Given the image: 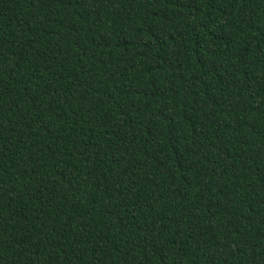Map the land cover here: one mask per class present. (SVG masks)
I'll list each match as a JSON object with an SVG mask.
<instances>
[{"label": "trees", "instance_id": "obj_1", "mask_svg": "<svg viewBox=\"0 0 264 264\" xmlns=\"http://www.w3.org/2000/svg\"><path fill=\"white\" fill-rule=\"evenodd\" d=\"M0 264H264V0H0Z\"/></svg>", "mask_w": 264, "mask_h": 264}]
</instances>
